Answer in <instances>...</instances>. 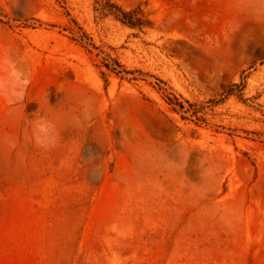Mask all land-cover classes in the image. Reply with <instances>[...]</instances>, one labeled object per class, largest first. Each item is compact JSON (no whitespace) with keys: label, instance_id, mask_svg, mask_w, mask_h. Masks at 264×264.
<instances>
[{"label":"rangeland","instance_id":"374dc122","mask_svg":"<svg viewBox=\"0 0 264 264\" xmlns=\"http://www.w3.org/2000/svg\"><path fill=\"white\" fill-rule=\"evenodd\" d=\"M102 1L0 0V264H264V0Z\"/></svg>","mask_w":264,"mask_h":264},{"label":"trees","instance_id":"16d2710c","mask_svg":"<svg viewBox=\"0 0 264 264\" xmlns=\"http://www.w3.org/2000/svg\"><path fill=\"white\" fill-rule=\"evenodd\" d=\"M95 10L101 14L113 15L115 19L130 27H141L144 23L136 9H127L111 0H104L102 3L97 2Z\"/></svg>","mask_w":264,"mask_h":264},{"label":"clouds","instance_id":"9594fccd","mask_svg":"<svg viewBox=\"0 0 264 264\" xmlns=\"http://www.w3.org/2000/svg\"><path fill=\"white\" fill-rule=\"evenodd\" d=\"M33 135L38 146L45 149L55 146V135L48 123L42 120L37 121L33 128Z\"/></svg>","mask_w":264,"mask_h":264}]
</instances>
